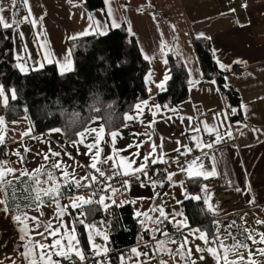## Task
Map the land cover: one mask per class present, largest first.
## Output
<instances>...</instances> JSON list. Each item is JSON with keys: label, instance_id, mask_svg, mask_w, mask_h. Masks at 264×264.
Returning a JSON list of instances; mask_svg holds the SVG:
<instances>
[{"label": "crops", "instance_id": "1", "mask_svg": "<svg viewBox=\"0 0 264 264\" xmlns=\"http://www.w3.org/2000/svg\"><path fill=\"white\" fill-rule=\"evenodd\" d=\"M84 1L73 0V4L82 3V7H73L68 0H27L26 5H21L19 2L12 5V0H9L10 6L8 9L19 10V15L13 19H22L21 16L26 15L30 8H34V6L40 7V18H43L42 20L40 19V23L43 26V30L40 31V34H42L40 35V42L37 40V33L29 24L24 23L19 26L20 32L24 34L27 40L26 45V43H23V38H20V46L23 48L21 56L25 58L26 65L31 70L42 68L48 63H57L60 72L71 71L74 68V62L69 45L70 39L87 34L107 33L111 27L110 24L105 23L108 18L106 12L102 10H106L109 5L121 25L125 24L127 27L125 20L130 22L132 32L135 34L134 36L137 38L141 49H143V54L147 53L149 56L155 57L149 61L151 64L152 82H148L145 79L147 89H151V91L148 90L149 97L135 105L142 104L143 101H147L148 104L146 106L142 104V113L134 106L128 115L136 118L126 120L122 127L112 131L117 133L115 138L112 137V132H107L104 128L99 140L100 159L103 160L108 156H114L115 163L118 164L134 159L135 163L132 167H136L138 164L144 163L143 155L152 152L151 144L154 142L158 146L154 155L159 156L162 154L163 158L169 161L165 165L170 172L176 173L173 177L174 182H169L166 179L164 183L153 187L152 184L147 183L148 177L153 175V172L148 169V176L141 175L140 181L133 179L128 188L125 189L124 196L117 198L116 201L118 203L125 201L132 203V201H135L132 205L134 206L136 217L139 222L145 220L146 227L143 225V228L150 230L152 236L155 235L158 225L153 224L152 220L159 216V212L153 209L158 204H163L165 212L168 214L173 212L182 213L183 215L177 217V220H185L187 227L180 229L182 234L180 242L173 243L174 238L160 239L154 244L141 241L131 246V249L136 248L141 255L137 256L131 253V256H127L126 251H124L119 256L118 264H120L121 257H124L128 264H162V262L163 264H186V259H181V255L177 251L180 243L185 238L188 240L187 248L191 249L192 258L196 261V264H217L216 258L210 253L206 251L203 253L196 252L197 246L205 247L204 241L197 238L199 233L190 235V230L199 228L190 226L187 219L184 206V201L187 199L185 193H187L188 198L192 194L188 189L187 179L189 177L185 173L180 172L176 164L178 153L175 151L177 148L175 141L179 140L181 144L188 145L194 149V153H190L187 157H180L181 164H184L186 160L191 161L194 157L200 156L205 167L210 168L211 161L209 157L202 156L201 151L194 148V143L187 139L185 126L188 121H184L183 125L175 117L172 121H167L166 116L172 114L170 112L165 113L158 101L157 96L161 90L156 87V84L163 79L165 71L169 70V65L162 63L164 57L159 52L160 32H163V39L170 46L175 47L176 52L184 63H187V69H191L192 75L191 77L189 76V79L201 80L194 87L189 86L188 99L175 106L180 109L179 115L192 116L195 120L206 121L211 126L219 124V121L213 119V117L228 106L221 88L220 92L217 93L214 90L215 86L209 82L210 79L214 78L217 81V85H220L218 76L207 77L204 73L194 44V39L198 38V33H203L206 37H210L212 46L216 50L215 57L219 58L225 65H231L230 70L225 72L223 77L227 76L228 83L239 92L242 101L241 105L247 106L246 117L241 113L242 119L240 120H233L231 116L227 118V124L232 125L230 130L234 139L225 138L222 143L216 144L213 149H205L209 156L215 155L218 161V175L216 177L209 179L200 177L204 180L202 186L207 185L208 191L207 193L204 192L205 197H211L209 202L214 209H218L227 200H235L234 196L229 194L235 195L242 204H249L250 206H254L257 203L263 204L264 135L254 136L250 129L246 128L240 129V132H243V135H241L235 127V122L243 120L254 127L264 129V99H261L264 97V0H150L151 6H149V0H109V4L104 2L103 8L94 10L86 9ZM245 3L247 4L246 8L242 7ZM141 6L146 8L144 12L137 11ZM230 8L235 9V12H229ZM88 13L93 14L95 20L104 25V27H90L91 22L88 20ZM153 14H155V20L153 19ZM237 21L241 25L246 26H237ZM170 25H175L177 34H174ZM174 37L177 39H174ZM37 42L40 45L46 44V47H38ZM15 53L17 54L16 42ZM40 53H44V55ZM69 53L71 54L69 57L70 64L68 60L64 59ZM49 59L52 62H49ZM237 60L241 61V63H234ZM41 64L43 65L42 67ZM61 65H65V67L62 68ZM201 72L203 77L200 76ZM157 104L161 106L163 114L157 113L153 117L152 111ZM204 112L206 114H203ZM24 119H21V121L26 122L24 127L27 128V131L30 130L28 135H23L20 129L16 133L17 135H10L4 142L6 154L10 158L8 166L17 169L14 175L8 176L6 179L13 182L17 177H20L19 170L21 169H27L30 174L39 169L36 179H39L40 184L36 185L35 179L30 180L27 187H25L30 191L35 187L41 189L52 187L54 182L62 184L58 180V176L64 178L65 170L69 174L74 173L77 180L89 174L96 175L94 170L88 167L91 163V158L86 154L87 149L84 146L85 144L97 143L96 132L86 136L84 144L73 147V143L79 139V134L74 141H67L62 130L61 132H55L52 129L48 132L33 134L31 133L29 122ZM221 119L224 118L221 117ZM153 120L156 121L154 124H152ZM150 124H152L151 127L149 126ZM9 126L11 127V125ZM102 126L104 127L100 119H94L86 128L99 130ZM228 130L227 127H220L222 134ZM10 131L12 132V129ZM182 133H185V135H182ZM204 135L206 134L201 133L202 139ZM149 136L151 137L150 141ZM137 144L140 147H136ZM25 149H28V151L25 152ZM17 150L23 156V161H20L13 154ZM137 152L140 153V156L134 155ZM51 153H59V155L52 156ZM54 163L61 165V167L53 168L51 165ZM113 164L114 161L109 160L108 164L98 166L104 169ZM241 165H243V168ZM225 172L227 176L224 175ZM49 174H51L52 179H49ZM229 180L233 183L226 186ZM69 182L72 189L75 184L71 180ZM80 182L82 184L88 183L86 180H81ZM180 182H183V187H181ZM164 186H166V189L160 201L157 202L159 191ZM237 187L241 191H237ZM62 188L60 189L61 193ZM81 188L87 189L89 187ZM91 190H85L60 199L61 206H66L64 208L66 217L65 219L61 218L65 225L73 224L69 213V206L72 204L70 199L83 196L84 199L92 200ZM31 194L34 195V193ZM2 195L3 193H0V196ZM27 201L24 200L25 203ZM249 201L253 202L250 203ZM45 203H50V201H45ZM48 205L46 204L44 207L51 210V206ZM47 209L42 210V216L30 208L26 212L29 216H39V219L45 223L49 214ZM137 213H147L150 219H146L144 216H137ZM235 213L240 215L244 230L247 228L257 234L263 233L259 224H257L258 228H255L244 219V214L246 213H251L250 216L255 214L257 221L258 219H264L263 206L242 207L241 210H237ZM27 223L29 228H31L32 222L28 221ZM51 223L53 228H55L57 219L51 218ZM96 228L106 234L108 240L105 241L103 235H93V240L90 241L87 230L89 252H92L91 244L93 242L97 244L98 240H104L106 247L108 248L109 246L107 230L100 227ZM42 231L43 229H41ZM201 232L206 233L203 230ZM20 235L18 225L10 218L9 214L0 212V261H3L4 264H12V260H16L17 264H28L20 255L24 250L23 244L26 243V241L20 240ZM70 236H74V240L71 241L76 247V242L79 241L80 243V240L76 231L72 233L71 227L67 229L60 228L59 234L55 238L47 235V233L42 236L37 235L35 231L30 232L33 242L38 241L51 245L54 239L59 238L61 239V244L66 247L71 242ZM207 237L209 241L213 239L208 235ZM230 238H227V240ZM258 239L259 235H255L256 243L251 240L249 247L227 253V261L247 264L249 252H251V254L253 253L251 255L252 259L255 264H258L264 259V255H261L258 251V249L264 248V243H260ZM158 242H163L160 248H157ZM208 246L216 248L222 257L225 256V252L221 251L218 243H210ZM4 251L6 252L3 253ZM35 251L38 254L40 249L36 248ZM144 253H147V256L143 255ZM201 255L204 256L203 260H200ZM58 258L59 256L52 257L53 261H58ZM72 258L78 259L74 254ZM220 264H225L224 259L220 260Z\"/></svg>", "mask_w": 264, "mask_h": 264}, {"label": "trees", "instance_id": "2", "mask_svg": "<svg viewBox=\"0 0 264 264\" xmlns=\"http://www.w3.org/2000/svg\"><path fill=\"white\" fill-rule=\"evenodd\" d=\"M104 2L105 0H85L84 6L88 10H94L103 8ZM126 29L124 24L119 29L111 28L105 34L94 33L70 39L69 45L74 62L71 71L60 72L57 63H48L27 73L16 67L13 30L0 31V89L8 99L7 106L0 104V116L17 126V130L12 132L9 130L11 135L15 136L20 131L23 118L29 122L31 133L60 128L67 141H74L94 119H100L107 132L122 127L126 123L125 116L133 110L135 104L149 97L145 77L151 70L150 62L143 59L144 54L137 38ZM194 44L205 75L218 76L226 103L228 106L239 108L242 103L239 92L232 85L228 89L222 87L225 72L221 71L216 63L211 40L195 38ZM167 59L171 79L166 82L165 90L157 97L162 107L165 104L175 107L189 97V73L176 51L170 52ZM11 90H15L16 100H12ZM231 117L233 120H240L242 114L238 113ZM0 152L6 154L5 143L0 144ZM58 180L63 185L61 198L94 188V186L87 189L78 188L74 185L71 189V183L64 184L63 177L58 176ZM29 181L28 176L19 177L7 187L8 207L12 214H15L17 205L23 211L29 209L26 207L29 203V191H24ZM203 182L200 177L187 179L188 189L192 195L184 201V206L189 225L206 231L210 238H214L219 228L218 217L222 212L216 209L214 212L208 210L204 199L205 193L202 191ZM165 189L166 186L160 189L157 202L160 201ZM195 196H200L201 199H194ZM116 199H112L111 203H105L109 205L107 210L103 204L97 203L84 205L83 208L69 206L73 224L83 211L90 213L85 223H94L96 227L107 230L111 264L119 263L120 254L127 247L152 237L150 230L144 229L138 221L132 203L128 201L118 203ZM24 200H28L27 203ZM45 201L49 200L45 198ZM230 223L233 236L229 240H223L219 232V247L221 243L223 246L224 243L226 245L220 247L221 251L223 252L224 248L229 249L227 253L245 249V247L233 249L232 246L238 242L249 247L251 240L245 239L246 232L240 215L233 214ZM75 231L88 256L91 252L87 229L76 224ZM69 261L80 260L71 258ZM258 264H264V259Z\"/></svg>", "mask_w": 264, "mask_h": 264}, {"label": "snow or ice", "instance_id": "3", "mask_svg": "<svg viewBox=\"0 0 264 264\" xmlns=\"http://www.w3.org/2000/svg\"><path fill=\"white\" fill-rule=\"evenodd\" d=\"M19 2V4L21 5H26L27 4V0H12V4L15 5ZM69 4H72L73 7H82V3H77V4H73V0H68ZM106 4H109V0H105ZM149 6H151L150 4V0H149ZM242 7H247V4H243ZM146 10V8L144 6H141L137 9L138 12H144ZM6 11L5 8L0 7V31L3 30H8V29H12L14 32V36L15 35H19V37L22 39L23 38V33L20 32L19 30V26L21 24L27 23L29 25H31L33 28L36 27L38 21L32 17L30 9L27 12V14L21 19V18H16V19H12L11 16L9 17H5L4 16V12ZM106 12V16H107V20H106V24H110V27L113 29H119L121 28V23L118 22V20L116 19V17L113 14V9L110 7V5L107 7L106 10H102ZM229 12L234 13L235 9H229ZM83 15V13H82ZM41 20L43 19L42 17L40 18ZM153 19L155 20V14H153ZM88 20L91 22L90 23V27L92 28H101L104 27V25L100 24L98 21L95 20L93 14L88 13ZM125 23H127V32L129 34L135 35L132 32V26L130 24V22H127L125 20ZM250 23V22H249ZM237 26L239 27H245L246 25H241L239 23V21H237ZM170 27L172 28L173 32H175V25H170ZM38 35H42V34H38ZM160 43H159V52L160 55L163 58L162 63L167 65L168 64V59L167 56L170 52H175L176 48L172 47L168 44V42L166 40L163 39V32H160ZM197 37L200 39H211L210 37H206L203 33H198ZM174 39H177L174 37ZM37 46L38 47H46L45 45H40L37 42ZM141 51L143 52V49H141ZM213 55L215 56V52L216 50L213 48L212 49ZM41 55H44V53H40ZM70 53L65 56V60H68L69 64H70ZM154 56H149L147 53H145L143 55V59L146 61H150L151 59H154ZM14 59L16 61H18L17 63V67L21 72L26 71V60L24 57L20 56L19 54L14 55ZM28 59H30V57H28ZM49 62H52L51 59H49ZM216 63L219 67V69L221 71L227 72L230 70L231 65H225L219 58H216ZM234 63H241V61L237 60L234 61ZM43 65L41 64V67ZM62 68L65 67V65H61ZM185 67H187V63H185ZM188 73L189 76L191 77L192 72L191 69H188ZM151 76L152 73L151 71L148 73V75L145 77L146 81L148 82H152L151 81ZM200 76L203 77V73H200ZM171 79V76L169 75V70H166L163 76V79L156 84V87L161 90L164 91L165 90V83ZM224 79V84L222 85V87L224 89H228L230 88V84L228 83V78L227 76L223 77ZM201 82V80H197V79H189L188 80V84L190 86H195L197 84H199ZM212 85L215 86V91L217 93L220 92V85H217V81L216 79H210L209 81ZM149 91H151V89H148ZM11 98L12 100H16L17 99V95L15 90H11ZM261 99H264V97H262ZM0 104H2L3 106H7L8 105V99L7 96L5 95V93L3 92L2 89H0ZM142 104L144 106H146L148 104L147 101H143ZM142 104H137L135 105V108L137 110H139V112L142 113ZM163 110L165 111V113L170 112L172 115H167L166 119L167 121H172L173 118H177L179 119V121L181 122V124L183 125L184 121H188V124L185 126L187 129V139L192 141L194 143V148L198 149L201 151V155L204 157H209L210 161H211V165L210 168L209 167H205L203 160L201 159L200 156L194 157L191 161H185L184 164H181L180 162V157H187L190 153L193 152V147H189L188 145H184L181 144V142L179 140H176V144H177V148L175 149V151L178 153V156L176 158V164L178 165L179 171L182 173H185L189 178H193V177H201L203 179H209V178H213L216 177L218 175L217 172V157L215 155H211L209 156V153L207 151H205V149H213L215 147L216 144L222 143L224 141L225 138L227 139H234L232 131L230 130L232 125L227 124V118L229 115H236L238 113H243L246 117L247 115V106L246 105H241L239 108H234L229 106H226L224 109L221 110V112L214 116L213 119L219 121V124H213V125H208V123L206 121H197L195 120L194 117L192 116H183V115H179V111L180 109L178 107H170L169 105L165 104L163 106ZM198 110V109H197ZM26 111V109H25ZM157 113H162V109L161 106L159 104L154 106V110L152 111V115L153 117H155L157 115ZM163 114V113H162ZM221 117H223L224 119H221ZM136 117L133 116H129L126 115L125 116V120H133ZM156 121L153 120L152 124H154ZM4 123V118L0 117V124ZM152 124H150L149 126L151 127ZM227 127L229 130L226 131L225 133H221L220 132V127ZM235 127L237 129L238 132H240L241 128H246V129H250V131L253 133L254 136H258V135H264V129L262 128H258V127H254L248 123H246L245 121H236L235 122ZM53 131L55 132H61L60 128H56L53 129ZM93 132H96V141L97 143H91V144H85V148L87 149L86 154L90 156L91 158V163L88 167H90L92 170H94V172L96 173V175H86L81 177L79 180L75 179V174H69L66 170L64 172V184H68L69 180H71L76 187L81 188V187H93L94 185H96L97 183L101 184L104 187H107L110 191H115L114 188H112L111 184H106V181H111L113 179H115L116 177H127V179H122L121 180V184L122 186L127 189L128 186L131 184L132 180L135 179L137 181H140V177L141 175L143 176H148V164L149 161L151 164L156 165V164H168L169 161L165 160L163 158V155H159L156 156L154 155V153L156 152L157 149V145L153 142L151 144V148H152V152L149 154H145L143 155L142 159L144 161V163L138 164L136 167H132V165L135 163V160H128L126 162H124L123 164H118L115 163V158L114 156H108L105 159L101 160L100 159V148H99V140L101 139V133L104 132V127H100L99 130L94 129V128H85L83 131H81L79 133V139L76 140L73 143V147H76L77 145L80 144H84V140L86 138V136L91 135ZM201 133L207 134L208 136H212L214 137V139L212 140V142L210 143H205L202 139ZM241 135H243V132H240ZM23 135H28L27 132H25ZM112 137L115 138V136L117 135L116 132H112L111 133ZM182 135H185V133H182ZM151 140V137L149 136V141ZM4 143V139L2 136H0V144ZM143 143V142H142ZM136 147H140L139 144L136 145ZM95 150V151H93ZM25 152L28 151V149L24 150ZM14 155H16L20 161H23V156H21L19 150H17L15 153H13ZM52 156H58L59 153H51ZM135 156H140V153L137 152L134 154ZM47 158V157H46ZM123 160V158H121ZM109 160H113L114 164L110 165V167L112 168V171L110 173H107L102 169V167H99L98 165H105L108 164ZM53 168H60L61 165L59 164H52L51 165ZM241 167L243 168V165H241ZM167 175H166V179L169 182H174L173 181V177L176 175L175 172H170L167 168H165L163 170ZM17 172V169H14L10 166H8L7 161L4 160H0V193H3L2 196H0V212H4V213H8L10 215V218L18 225V230L20 232V240L21 241H26V243L23 244V251L20 253L21 257L28 262V264H59L58 261H53L52 257L53 256H60V257H65L68 259L72 258V255L74 254L75 257H77L80 261H85L88 257H86L84 255V253L78 248L75 247L71 242L68 244L67 246V250H63V246L61 244V239L56 238L53 240L51 245L45 244V243H41V242H33L31 237H30V232L31 231H35L37 233V235H44L45 233H47V235L52 236V237H57L59 234V229L60 228H68L71 227V231L72 233L75 232V225L76 224H80L83 225L89 232V240L92 241L93 240V235L96 236H100L103 235V238L105 241L108 240V236L106 234H103L102 232H100V230H98L96 228V225L94 223H85L86 219H87V215L90 213H85L83 211L80 212L79 214V219H77L75 221L74 224L72 225H65L62 221L61 218L63 217V215L65 214L64 211V207L61 206L60 204V199L62 197V193L60 191L61 187L63 186L62 184L59 183H55L52 187L46 188V189H41L39 187H35L32 188L30 191L29 189H25L24 191H29V203L26 205V207L36 211L37 213H39L40 216L43 215L42 212V208L45 206V198H47L51 204H49L48 206L51 205H55L56 209H57V214H56V219H57V223L55 228H53L51 221L44 223L39 219V216H29L27 214L26 211H23L19 205H17L16 207V212L15 214H12L11 210L8 207V203H9V197H8V192H7V187L12 185V181L6 179L8 176L14 175ZM39 173V169L35 170V172L33 173H29L27 169H21L19 170V176L23 177V176H28L29 180L35 179V183L36 185L40 184L39 179H36L37 174ZM225 176H227V173H224ZM17 179H19V177H17ZM49 179H52L51 174H49ZM81 180H86L88 181V183L86 184H82L80 181ZM148 182H150L152 184L153 187L158 186V184H161L162 182H158L154 179H152V177H148ZM233 182L232 181H228V185H231ZM181 187H183V182H180ZM146 186V185H145ZM237 191H241L240 188H236ZM202 191L207 193L208 189H207V185H205L202 188ZM31 193H34V195H32ZM13 198H15V192H13ZM158 195V194H157ZM185 197H187V193H185ZM194 199H201L200 196H195L193 197ZM205 203L207 204L208 210L209 211H215V209L213 208V205L211 203H209V200L211 199V197H205ZM105 201V197L104 196H100L98 201H93L91 199H84L83 197H76L73 198V202L71 204V207L73 208H83L84 205H90L92 203H97V204H103L105 210H107V208L109 207L108 204L104 203ZM250 203H252L253 201H249ZM132 203H135V201H132ZM179 203V201H178ZM154 211H158L159 212V216L156 217L155 219L152 220L153 224H164L165 221H168L170 223H173L177 230L183 229L187 227V224L185 222V220L180 219L177 220V217L182 216L183 214L180 212H173L171 214H168L165 212V208L163 206V204H158L154 209ZM137 216H144L146 219H150L148 217L147 213H137ZM28 221H31V228H29L28 225ZM140 223L142 225H144L146 227L145 224V220H141ZM257 224H264V221H257ZM41 229H43V231L41 232ZM245 232H246V236L245 239L246 240H252L253 243H256L255 240V235H259L260 243H264V233H254L253 230H249L247 228H245ZM193 233H199V236H197L198 239L203 240L205 247H200L197 246L196 247V252L198 253H203V252H208L210 253L212 256H214L216 258L217 264H220V260L224 259L225 264H237V262L232 261L229 262L226 259V253L229 251V249L224 248V252H225V256H221L216 248H212L209 247L208 245L210 243H218L219 242V228L217 229V234L216 237H214L211 241H209L206 233L201 232L200 229H195V230H190V235ZM163 235L167 236L168 234L166 232L163 233ZM70 241L74 240V236H70L69 237ZM173 243H177L176 241H172ZM78 243V242H77ZM163 242H158L157 243V248H160V245ZM187 244H188V240L187 238H185L183 240L182 243H180L179 248L177 249V251L180 253L181 255V259H186V264H196V261L192 258V251L191 249L187 248ZM220 247L223 248V244H220ZM233 249L237 248V247H247V244L245 243H241L238 242L237 244L232 246ZM36 248H39L40 251L37 254V252L35 251ZM91 248H92V254L95 257H100L101 255H103L105 257V259L103 261L101 260H96L95 264H109V262L107 261V252L109 251L107 247H104L102 245H97L94 242L91 244ZM258 251L261 253V255H264V248L262 249H258ZM131 253L135 254L137 256L141 255L138 250L136 248L131 249ZM143 255L147 256V253H144ZM38 256V258H37ZM204 256L201 255L200 256V260H203ZM0 264H4L3 261H0ZM12 264H17L16 260H12ZM120 264H128V261L125 260L124 257H121L120 260ZM163 264V262H162ZM247 264H255V261L252 259L251 256V252H249V260L247 262Z\"/></svg>", "mask_w": 264, "mask_h": 264}, {"label": "built area", "instance_id": "4", "mask_svg": "<svg viewBox=\"0 0 264 264\" xmlns=\"http://www.w3.org/2000/svg\"><path fill=\"white\" fill-rule=\"evenodd\" d=\"M1 7L8 9L10 6L9 0H1ZM26 114L28 115L29 112L27 111ZM203 114H206V112H204ZM232 116V115H229ZM214 139V137L212 136H208L207 134L203 136V141L205 143H210L212 142V140ZM194 153V150L193 152ZM0 160H4L7 161V163H10V158L8 157L7 154H4L3 152H0ZM166 168L165 164H157V165H153L149 162L148 164V169L151 170L153 172L152 175V179L158 181V182H162L164 183L166 181V173L163 171ZM106 174L110 173L112 171V168L110 166H107L106 168L103 169ZM125 179V177L121 178V177H116L115 179L111 180V181H106V184H111L112 188L115 189V191H110L107 187L102 186L101 184L97 183L96 185H94V188L92 190V200L93 201H98L100 196H104L105 200H112L114 198H120L122 196H124L125 194V188L122 186L121 184V180ZM147 183L151 184L150 182H148L147 179ZM232 196H234L235 200H231L234 202L239 203V206L241 207H258V206H263L264 207V203L263 204H255L254 206H250L249 204H242L239 199L237 197H235V195L230 194ZM229 201V200H228ZM227 202V201H225ZM219 211L224 210L223 207H219L218 208ZM258 221H264V219H258ZM218 223H219V232L221 234V236H226L229 229H230V220L225 216H219L218 217ZM262 232L264 233V224H259ZM166 232L168 235L165 236L163 235V233ZM165 238H174V240L178 243L182 240V234L180 232V230H177V228L175 227V225H173L170 222H164V224L157 225L156 228V234L154 236H152L150 239L144 241V242H149L151 244H154L157 240L160 239H165ZM131 246L127 247L125 249L126 251V255L127 256H131ZM88 258L85 261H69L68 258L65 257H60L58 258L59 264H95L96 260H101L103 261L105 259V257L103 255H101L100 257H95L92 252L87 256ZM107 261L109 262V264H111V260H110V252L107 253Z\"/></svg>", "mask_w": 264, "mask_h": 264}, {"label": "rangeland", "instance_id": "5", "mask_svg": "<svg viewBox=\"0 0 264 264\" xmlns=\"http://www.w3.org/2000/svg\"><path fill=\"white\" fill-rule=\"evenodd\" d=\"M13 5V4H12ZM19 10H14L13 8H10V9H6V11L4 12V16L7 18V17H9V16H11V18L13 19L15 16H17V15H19V14H17V12H18ZM30 12H31V15H32V17H34L37 21H38V23H37V25H36V27H32L31 25V27H32V29H34L35 30V32L37 33L36 34V36H37V40H38V42H40V35H38V34H40V31H42L43 30V26H42V24L40 23V7H38V6H34V8H30ZM25 15H22L21 17L23 18ZM25 24H27V23H25ZM174 34H177V32L175 31L174 32ZM15 42H16V52H17V54H19L20 56H21V52L23 51V48L20 46V44H21V39H20V37L18 36V35H15ZM23 43H26V45H27V40H26V37L24 36V34H23ZM17 63H18V61H16V67H17ZM25 67H26V71H24V72H27V71H30L31 70V68L29 67V66H27L26 64H25ZM18 68V67H17ZM0 117H2V116H0ZM26 122H23V121H21V130H22V133L24 134L25 132H27V133H29L30 132V130L29 131H27V128H25L24 127V124H25ZM9 124H11V127L9 126ZM10 129H12V130H17V126L14 124H12L11 122L10 123H8L5 119H4V123L3 124H0V136H2L3 137V139H4V141L6 140V139H8L9 137H10V135H11V132H9V130ZM223 194H228V193H223ZM230 195V194H229ZM83 197V196H82ZM74 198V197H73ZM73 198L72 199H70V203H72L73 202ZM235 199V198H234ZM112 201L111 200H105L104 201V203H111ZM66 203V202H65ZM46 204H51V202L50 203H45V205ZM67 204V203H66ZM220 207H223L224 208V210H221V212H222V215H220V216H223V215H225L230 221H232V215L233 214H237V213H235L237 210H241L242 209V207L241 206H239V203H237V202H234V201H231V200H227V202H225L222 206H220ZM45 209H47V208H45V207H43L41 210H45ZM48 210V218H47V220H46V222L45 223H47V222H49V221H51V218L52 219H55L56 218V214H57V209H56V207H55V205H51V210H49V209H47ZM216 210H218V209H216ZM250 214L251 213H246V214H244V219H246L247 220V222L249 223H251L255 228H258L257 226V217H256V215L255 214H253L252 216H250ZM65 214L63 215V219H65ZM233 236V232L231 231V223H230V229H229V231H228V233H227V235L226 236H223V240L224 239H227V238H230V237H232ZM258 240H260V237H259V239ZM71 243H72V241H71ZM76 247H78L83 253H84V251H83V249H82V247H81V245H80V243H79V241H78V243L76 242ZM97 245H102V246H104V247H106V244H105V241L104 240H98V242H97ZM62 246H63V250H66L67 249V247L65 246V245H63L62 244ZM224 246H226L225 245V243H224ZM6 251H4L3 253H5ZM84 255H85V253H84ZM251 255H253V253L251 254ZM59 258H60V256H59Z\"/></svg>", "mask_w": 264, "mask_h": 264}, {"label": "water", "instance_id": "6", "mask_svg": "<svg viewBox=\"0 0 264 264\" xmlns=\"http://www.w3.org/2000/svg\"><path fill=\"white\" fill-rule=\"evenodd\" d=\"M17 14H18V12H17Z\"/></svg>", "mask_w": 264, "mask_h": 264}]
</instances>
